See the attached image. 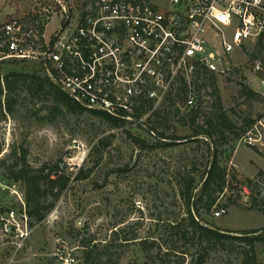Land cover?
Wrapping results in <instances>:
<instances>
[{
  "label": "rangeland",
  "instance_id": "374dc122",
  "mask_svg": "<svg viewBox=\"0 0 264 264\" xmlns=\"http://www.w3.org/2000/svg\"><path fill=\"white\" fill-rule=\"evenodd\" d=\"M29 7V0H0V30ZM56 24L54 18L48 35ZM234 58V73L204 82L210 90L196 95L199 113L194 119L191 112L181 114L171 100L140 126L113 128L89 112L62 108L58 114L51 97L22 91L13 112L0 117V264H193L205 246L191 240L180 189L184 179L192 177L199 196L212 147L227 171L229 187L216 201L225 214L215 217L216 207L208 213L201 210L200 221L223 231L257 230L264 237V214L252 205L254 199L264 201V163L256 160L264 153L251 154L238 143L245 122L264 113V50L258 40L251 41ZM256 64L261 70H255ZM11 73L45 76L35 62L8 56L0 31V78ZM246 90L256 96L247 97ZM176 97L181 106L185 96ZM216 97L234 128H215L210 141L201 127H206L207 117L219 114L214 112ZM222 130L226 141L218 132ZM160 133L172 139L163 143L169 146L157 140ZM23 150L27 166L38 169L60 161L72 174L41 223H32L26 215L24 186L9 175ZM253 159L256 168L233 166ZM77 173L83 179L75 180ZM246 180L253 181V190L244 189ZM232 244L229 252L210 250L204 264H240L245 245ZM89 251L93 256L86 261ZM256 254L264 264V242L256 244Z\"/></svg>",
  "mask_w": 264,
  "mask_h": 264
},
{
  "label": "built area",
  "instance_id": "2783aa9c",
  "mask_svg": "<svg viewBox=\"0 0 264 264\" xmlns=\"http://www.w3.org/2000/svg\"><path fill=\"white\" fill-rule=\"evenodd\" d=\"M29 4L22 16L1 27L7 55L35 62L75 104L107 114L121 126L142 125L171 100L181 114L199 110L196 95L210 90L204 82L229 77L238 67L234 53L264 34V0ZM54 18L56 27L48 35ZM255 70H261L258 64ZM176 95L185 96L181 106ZM238 143L263 151L264 113ZM224 214L223 209L214 213Z\"/></svg>",
  "mask_w": 264,
  "mask_h": 264
},
{
  "label": "trees",
  "instance_id": "16d2710c",
  "mask_svg": "<svg viewBox=\"0 0 264 264\" xmlns=\"http://www.w3.org/2000/svg\"><path fill=\"white\" fill-rule=\"evenodd\" d=\"M258 44L260 48L264 50V34L258 40ZM213 86L214 90H216L215 85L212 83V87ZM22 91H26L32 97H38L41 94L51 97L53 104L52 110L58 114H60L62 108L70 113L89 112L101 117V119L113 128H119L121 126L117 119L112 118L107 114L97 111H87L75 104L72 99L48 77H40L35 74L24 73H11L0 78L1 118L4 117V112L8 114L13 112V108L18 101V96ZM244 95H247V97L250 98L256 96L251 90H246ZM214 112H219V114L213 113L215 114L214 117H207L206 127H201V129L203 128L201 133L210 141L212 140L215 128L220 130L225 128L231 132L234 128V126L226 120L219 97H216ZM198 113L199 110L193 111V116L191 118L194 119ZM251 122L252 121H246V127L244 129H246ZM151 132L154 131L151 130ZM218 132L220 133L222 140L226 141L223 130ZM195 136L198 137L199 135L197 134ZM157 140L159 142L163 141L162 145L164 146H169L168 144L172 142V139L165 137L163 133L159 134ZM211 152L212 154L210 157L208 156L207 164L201 177L199 196L194 193L195 179L192 177L185 178L180 189V196L183 198L186 206L187 225L191 231V240H197L196 242L199 246H205L203 254H200L193 264H204L208 252L213 248L229 252L232 250L231 246L233 245V242H239L245 245L243 253L244 257L240 264H259L257 261L256 244L264 242V237L258 235L259 231H223L214 229L200 221L201 210L208 213L215 207L219 210L222 209L216 205L217 196L223 194L227 187H229L227 182V171L226 168L221 166L218 162L217 150L212 147ZM22 153V157H20L19 161H13L15 163L14 170L11 165L9 175L14 182L22 183L24 186L26 215L30 218L32 223H41L46 218L48 212L52 209L54 202L68 188L72 174L66 172L60 161L50 165L44 164L40 168L34 169L27 166L24 160L26 155L25 151L23 150ZM20 160H22V162ZM6 163L7 158L1 160L2 166ZM74 179L81 180L83 178H81L80 173H77ZM254 187L255 185L252 180H246V185L244 187L246 191H251ZM252 205L264 214V201L257 203L254 199ZM92 256L93 251H89L86 255V261L92 259Z\"/></svg>",
  "mask_w": 264,
  "mask_h": 264
},
{
  "label": "crops",
  "instance_id": "0c3cea01",
  "mask_svg": "<svg viewBox=\"0 0 264 264\" xmlns=\"http://www.w3.org/2000/svg\"><path fill=\"white\" fill-rule=\"evenodd\" d=\"M245 150H247V151H249V152H251V154H254L255 152H253V151H256L257 152V150H255V149H249V148H244ZM238 152V151H237ZM259 153H264V149H263V151H258ZM257 152V153H258ZM236 155H237V153L234 155V160L236 159ZM250 156V155H249ZM257 156H259V155H255V157H257ZM256 160H258L259 162H261V163H264V156H262V157H257L256 158ZM233 163V162H232ZM256 165H258L256 162H255V160L253 159V162L252 161H250V162H246V163H240L239 162V164L237 163L236 164V162H235V165H233V166H235V167H237V169L239 170H245V169H249V166H250V168L252 167V168H256Z\"/></svg>",
  "mask_w": 264,
  "mask_h": 264
}]
</instances>
